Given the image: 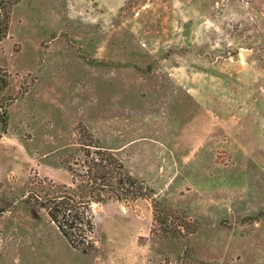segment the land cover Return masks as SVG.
Returning <instances> with one entry per match:
<instances>
[{"label": "rangeland", "instance_id": "rangeland-1", "mask_svg": "<svg viewBox=\"0 0 264 264\" xmlns=\"http://www.w3.org/2000/svg\"><path fill=\"white\" fill-rule=\"evenodd\" d=\"M82 143L166 223L152 192L94 203L97 250L71 247L27 190L69 185L58 162ZM0 207V264H264V0H17Z\"/></svg>", "mask_w": 264, "mask_h": 264}, {"label": "trees", "instance_id": "trees-1", "mask_svg": "<svg viewBox=\"0 0 264 264\" xmlns=\"http://www.w3.org/2000/svg\"><path fill=\"white\" fill-rule=\"evenodd\" d=\"M17 0H0V38L5 36L10 8ZM5 126V117L2 120ZM81 159L75 150L62 157L58 166L70 175V184L51 181H29L36 189H29V198L38 203L50 222L68 244L82 253L97 250L94 203L111 200L133 202L152 192L154 216L161 225L166 223L167 213L162 203L154 198V191L143 180L126 171L124 163L101 146L82 143ZM93 147V148H91ZM5 208L0 207V213ZM167 226V225H166Z\"/></svg>", "mask_w": 264, "mask_h": 264}]
</instances>
